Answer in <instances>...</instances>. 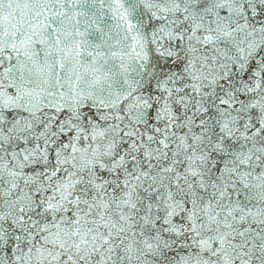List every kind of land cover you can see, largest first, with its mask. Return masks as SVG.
I'll return each instance as SVG.
<instances>
[{
    "label": "snow or ice",
    "instance_id": "obj_1",
    "mask_svg": "<svg viewBox=\"0 0 264 264\" xmlns=\"http://www.w3.org/2000/svg\"><path fill=\"white\" fill-rule=\"evenodd\" d=\"M0 264H264V0H0Z\"/></svg>",
    "mask_w": 264,
    "mask_h": 264
}]
</instances>
